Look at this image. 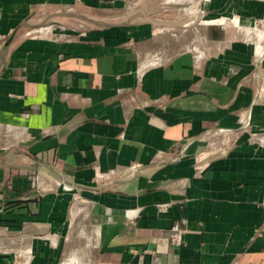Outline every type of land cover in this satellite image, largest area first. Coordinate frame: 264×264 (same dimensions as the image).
I'll return each instance as SVG.
<instances>
[{
    "label": "crops",
    "instance_id": "crops-1",
    "mask_svg": "<svg viewBox=\"0 0 264 264\" xmlns=\"http://www.w3.org/2000/svg\"><path fill=\"white\" fill-rule=\"evenodd\" d=\"M116 3L0 0V264H264V0L118 37L67 9Z\"/></svg>",
    "mask_w": 264,
    "mask_h": 264
},
{
    "label": "rangeland",
    "instance_id": "rangeland-1",
    "mask_svg": "<svg viewBox=\"0 0 264 264\" xmlns=\"http://www.w3.org/2000/svg\"><path fill=\"white\" fill-rule=\"evenodd\" d=\"M211 0H125L119 1L115 4V7H112L109 11L108 7L100 8L103 12H98L96 6H90L89 9L86 5H82L81 7H67L69 10H73L74 12H81L84 15L89 17H108L114 15L115 23L119 24L116 29V37L123 34L122 27L127 26L129 22L132 23H147L151 25L155 30V34L158 35L160 29H165V27H170V29H190L191 26L196 25L197 21L195 17L200 15L202 8L205 5H209ZM53 5V2L51 3ZM53 9V8H52ZM66 9V8H65ZM42 12V11H36ZM98 12L100 14H96ZM131 14V16H128ZM42 14L36 13V19L41 20ZM233 22V21H229ZM234 23V22H233ZM124 25V26H123ZM184 26V28L182 27ZM47 28V27H45ZM66 28H70L72 30L77 29H92V26H87L83 24H79L76 21L73 22H66ZM47 28L46 30H36L30 33H27L30 37H43L45 31H51ZM158 29V30H157ZM64 31H67L66 29ZM50 34V33H49ZM52 34V32H51ZM50 34V35H51ZM68 40V39H67ZM78 199H75L77 201ZM79 201V200H78ZM88 228V227H87ZM76 237V236H75ZM66 251H73L75 252V257L79 264L85 263L88 259H90V251L86 246H84V242L77 239L70 244H67L66 247L63 248ZM14 262H18V259ZM75 264L73 258L69 259L67 262ZM18 264H24L19 263Z\"/></svg>",
    "mask_w": 264,
    "mask_h": 264
},
{
    "label": "built area",
    "instance_id": "built-area-1",
    "mask_svg": "<svg viewBox=\"0 0 264 264\" xmlns=\"http://www.w3.org/2000/svg\"><path fill=\"white\" fill-rule=\"evenodd\" d=\"M155 30L156 29H154V33H155ZM66 190H68V189H66ZM170 230L174 234L173 236H171V238L169 240L170 243L172 245H175V246H180L181 243H182V239H181V233H180L179 229L176 226H173ZM144 252L145 251H143L142 253H140L139 256H138L140 263L143 261V256L146 255V254H148L150 256V264H163L161 262L160 258L155 254V252H145V253ZM15 260H17V259L15 258Z\"/></svg>",
    "mask_w": 264,
    "mask_h": 264
},
{
    "label": "water",
    "instance_id": "water-1",
    "mask_svg": "<svg viewBox=\"0 0 264 264\" xmlns=\"http://www.w3.org/2000/svg\"><path fill=\"white\" fill-rule=\"evenodd\" d=\"M55 24L54 22H47V20L41 21L40 23L37 24L36 29H42L47 27V25H52ZM16 35V31H13L10 36L4 41L2 44V47L0 49V56L3 57L6 49L10 45V43L13 41L14 37Z\"/></svg>",
    "mask_w": 264,
    "mask_h": 264
},
{
    "label": "bare ground",
    "instance_id": "bare-ground-1",
    "mask_svg": "<svg viewBox=\"0 0 264 264\" xmlns=\"http://www.w3.org/2000/svg\"><path fill=\"white\" fill-rule=\"evenodd\" d=\"M64 264H71V262H69V263H64Z\"/></svg>",
    "mask_w": 264,
    "mask_h": 264
}]
</instances>
